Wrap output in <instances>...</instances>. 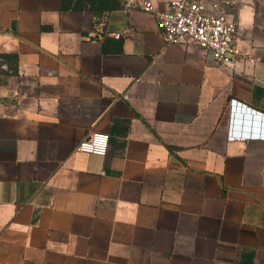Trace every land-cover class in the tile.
I'll use <instances>...</instances> for the list:
<instances>
[{"label": "crops", "instance_id": "1", "mask_svg": "<svg viewBox=\"0 0 264 264\" xmlns=\"http://www.w3.org/2000/svg\"><path fill=\"white\" fill-rule=\"evenodd\" d=\"M151 1L0 0V264H264V0H202L257 67L167 45Z\"/></svg>", "mask_w": 264, "mask_h": 264}, {"label": "built area", "instance_id": "2", "mask_svg": "<svg viewBox=\"0 0 264 264\" xmlns=\"http://www.w3.org/2000/svg\"><path fill=\"white\" fill-rule=\"evenodd\" d=\"M129 8L144 13H154L151 0H122ZM232 2L207 4L202 0H174L168 9L157 14V22L167 45H195L211 53L219 66H230L242 62L257 67L262 60L253 52L239 47V25L229 20L227 8ZM110 137L94 134L82 142L78 151L83 154L105 158L109 152Z\"/></svg>", "mask_w": 264, "mask_h": 264}, {"label": "trees", "instance_id": "3", "mask_svg": "<svg viewBox=\"0 0 264 264\" xmlns=\"http://www.w3.org/2000/svg\"><path fill=\"white\" fill-rule=\"evenodd\" d=\"M89 1L92 6L91 9H93L94 11L98 12H102L104 9L102 8V2L105 1V5L107 6V0H87ZM107 10V9H106Z\"/></svg>", "mask_w": 264, "mask_h": 264}]
</instances>
